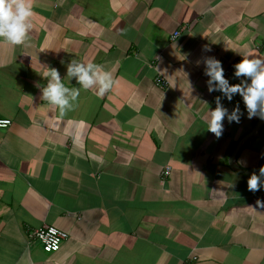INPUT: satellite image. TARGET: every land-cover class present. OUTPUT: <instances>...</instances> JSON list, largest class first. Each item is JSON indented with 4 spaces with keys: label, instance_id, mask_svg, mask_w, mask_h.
<instances>
[{
    "label": "crops",
    "instance_id": "obj_1",
    "mask_svg": "<svg viewBox=\"0 0 264 264\" xmlns=\"http://www.w3.org/2000/svg\"><path fill=\"white\" fill-rule=\"evenodd\" d=\"M28 2V41L0 38V120L11 121L0 129V264H264V189L229 164L260 119L237 94L222 104L239 103L240 122L209 131L222 93L197 64L215 56L239 83L241 55L264 58V0ZM73 58L114 84L103 96L81 88L61 115L42 97L43 75L56 67L80 87L67 78ZM235 163L264 167V123ZM45 225L68 234L55 253L27 241Z\"/></svg>",
    "mask_w": 264,
    "mask_h": 264
},
{
    "label": "clouds",
    "instance_id": "obj_2",
    "mask_svg": "<svg viewBox=\"0 0 264 264\" xmlns=\"http://www.w3.org/2000/svg\"><path fill=\"white\" fill-rule=\"evenodd\" d=\"M33 7L28 0H0V38L13 44L23 45L28 41L32 29L31 17ZM211 51V49H205ZM242 59L234 65V77L239 83L232 84L225 76L222 61L215 56L197 61L204 64V74L208 77V91H219L222 96L216 97V107L209 110L208 130L217 137L222 135L225 117L229 122L239 123L244 115L239 103L231 112L222 104L223 99L232 101L239 94L246 107L249 119L257 117L264 120V58L249 54L241 55ZM43 77L47 78L42 86V97L59 108L61 115L71 110L80 96L81 88L96 89V94L103 96L109 91L114 79L112 73L101 65L82 62L73 58L67 63V78H75L80 87H68L56 67L47 66ZM191 87V86H190ZM242 162V161H241ZM250 191L264 189V167L253 172L247 181ZM257 204L264 207V201Z\"/></svg>",
    "mask_w": 264,
    "mask_h": 264
},
{
    "label": "built area",
    "instance_id": "obj_3",
    "mask_svg": "<svg viewBox=\"0 0 264 264\" xmlns=\"http://www.w3.org/2000/svg\"><path fill=\"white\" fill-rule=\"evenodd\" d=\"M180 32H176L173 34V39L177 38ZM154 84L161 89L168 88L170 83L169 81L158 75ZM11 125V121L8 119L0 120V129H6ZM171 169L170 167H165L162 172V178L166 179L170 176ZM264 200V196L261 197ZM26 237L29 244L37 243L42 247V250L45 253H55L57 252L62 244L68 239V234L64 231L58 230L51 226H42L38 229L26 231Z\"/></svg>",
    "mask_w": 264,
    "mask_h": 264
},
{
    "label": "water",
    "instance_id": "obj_4",
    "mask_svg": "<svg viewBox=\"0 0 264 264\" xmlns=\"http://www.w3.org/2000/svg\"><path fill=\"white\" fill-rule=\"evenodd\" d=\"M264 123V120L260 119L259 122L257 123V125L255 126V128L250 132V134H248L245 138H243L237 145V147L235 148V151L233 153V155L231 156L230 158V161H229V164H230V167L233 169V170H236L238 172H241L243 174H247V175H251L253 172H245L243 171L241 168H239L237 166V164L235 163V158L237 156V154L239 153L243 143L245 140H247V138H249L250 136L254 135L257 130L259 129V127ZM255 172H258V171H255Z\"/></svg>",
    "mask_w": 264,
    "mask_h": 264
}]
</instances>
